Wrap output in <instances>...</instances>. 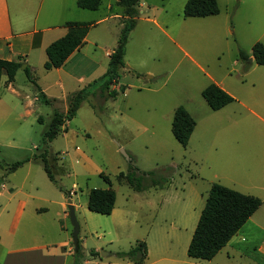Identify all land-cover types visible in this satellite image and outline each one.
I'll return each mask as SVG.
<instances>
[{
  "label": "rangeland",
  "instance_id": "1",
  "mask_svg": "<svg viewBox=\"0 0 264 264\" xmlns=\"http://www.w3.org/2000/svg\"><path fill=\"white\" fill-rule=\"evenodd\" d=\"M117 1L105 0L104 5L119 11ZM187 2L142 0L139 17L150 21H141L131 33L125 68L113 85L125 88V93L119 91L104 110L92 93L77 116L66 123L63 129L67 130L47 148L58 185L64 191L48 178L39 161L43 150L38 149H42L45 126L54 112L67 113L69 101L59 100L50 106L36 101L38 90L24 73L18 76L17 94H9L0 105V186L32 195L28 213L47 207L52 216L60 211L61 197L69 193L68 200L78 206L81 264H134L120 259L119 254L129 252L139 242L148 247L145 264H264V256L257 253L264 232L252 226L243 227L233 238V248L226 247L211 261L195 260L187 254L212 186L211 169L193 159L195 146L207 154L210 145L219 143L226 154L221 156L217 171L240 182L257 176V165L264 170V121L238 102L264 119V66L256 61L248 64L254 59V45L264 44V0H218L220 14L206 18H185ZM121 23L111 20L97 28L91 38L100 35L105 47L117 46ZM104 27L110 33L103 31ZM241 51L251 57L242 60ZM47 74L44 68L39 69L34 79L48 84L52 78ZM215 82L236 99L226 117L219 115L218 123L203 114V109L213 113L202 93ZM180 106L197 122L186 148L172 133L175 111ZM230 116L237 122L233 123ZM39 117L44 118L45 125ZM217 125L220 131L209 129ZM231 148L235 150L232 161L227 160ZM23 161L29 162L14 173L2 168ZM130 171L138 176L155 172L167 184L163 189L137 192L118 178L121 172ZM111 187L117 193L113 214L91 212V190ZM4 193L0 197L2 240L16 236L21 245L44 244L47 230L38 224L32 228L21 225L16 235L3 233L8 208L16 204ZM258 218L264 224V211ZM67 227L73 250L65 251V259L73 264L76 252L70 217ZM49 232L55 236L54 242L63 235L59 228ZM243 236L245 240H240Z\"/></svg>",
  "mask_w": 264,
  "mask_h": 264
},
{
  "label": "crops",
  "instance_id": "2",
  "mask_svg": "<svg viewBox=\"0 0 264 264\" xmlns=\"http://www.w3.org/2000/svg\"><path fill=\"white\" fill-rule=\"evenodd\" d=\"M104 4L105 1L98 10L89 11L80 9L77 5V0H0V59L21 61L23 63V69L21 67L18 71L14 83L7 85V76L2 77L0 105L6 100L9 94H17L16 86L18 76L19 74H24L27 67L30 68L33 78L37 75V70L45 69V64L48 61L47 48L52 43L67 35L68 28L66 24L70 22L93 24L86 37L85 44L73 53L61 68L50 71L46 70L48 72L47 75L52 78L50 83L44 85L41 80H35L37 85L53 103H57L59 100H63L64 102L66 100L68 102L73 94L94 84L95 81L100 79L107 72L110 56L117 46L105 47L100 35L91 38V34L97 28H102L111 20H121L122 22L125 19L121 7H119V11H116L113 6L109 5L105 7ZM140 8H143V4L140 5ZM141 14L144 15L145 11L143 10ZM144 20L150 21V19L144 18L143 16L139 17L134 30ZM122 28L123 25L121 23L117 29V33L120 32L121 34ZM103 31L110 33L108 27H104ZM253 62H255V59L251 63ZM213 84L218 85L228 94L233 95L222 84L217 82ZM112 90L118 92L123 91L124 93L126 91L125 88L123 89L119 86H113ZM96 91L97 87H95L94 92ZM35 100L40 102L38 92ZM238 102L240 106L247 109L252 115L264 121L258 114L250 110L247 104L242 101ZM232 104L220 111H212L213 113L203 109V114L212 123H218L219 115L223 114L226 117L228 115L226 112ZM191 115L194 117L193 114ZM230 117L233 123L237 122L236 118ZM209 129H215V131L221 130L218 125ZM194 134L195 131L190 141H192ZM209 150L210 152L208 151L207 154L205 152L203 153L201 147L196 145L193 150V159L196 162L207 165L211 169L212 186L218 183L240 193L258 197L264 201V170L260 165L256 167L258 177H245L243 182H240L230 175L221 174L216 169L220 164L221 156L226 154V150L221 149L219 143L210 145ZM227 152L229 154L227 160L232 161L235 150L231 148ZM237 187H240L241 190H238L239 188ZM4 192L11 195L10 201L14 200L16 204L11 210L8 208V216L5 218L4 226H2L3 233L16 235L21 225L32 228L35 224H38L42 230H47V232L44 233V240L46 242L38 246L18 244L16 236L7 238L4 242L0 235V264H68L65 259V251L68 248L69 251L73 250L67 227V221L69 219L67 206L68 199L71 196L65 197L62 193L63 196L58 202L60 211L55 216H52L51 210L47 207L34 208V210L28 213V204L31 199H34L32 195L24 193L23 191L16 192L13 188L9 189L7 185L2 184L0 186V197L5 195ZM75 207L77 211L78 206L75 205ZM263 211L264 205L250 218L245 226H252L264 232V224L258 218ZM58 228L63 235L59 237V242H54L53 239L55 236L49 231ZM240 240H245V236L241 237ZM235 244L232 239L226 247L233 248ZM257 247H259L257 253L259 252L264 256V240L257 244ZM56 248L64 251H57Z\"/></svg>",
  "mask_w": 264,
  "mask_h": 264
},
{
  "label": "trees",
  "instance_id": "3",
  "mask_svg": "<svg viewBox=\"0 0 264 264\" xmlns=\"http://www.w3.org/2000/svg\"><path fill=\"white\" fill-rule=\"evenodd\" d=\"M105 0H77L80 9L96 11ZM142 0H118L117 5L123 9L125 19L122 21L123 28L118 40L117 47L110 56L107 72L94 84L73 94L69 99L67 113L55 111L49 124L45 126L43 134V153L39 161L43 162L45 172L52 183L59 185L50 161V153L47 150L49 144L57 139L64 131L66 123L72 121L78 114L82 104L92 95V89L97 87L94 96L98 97V106L104 110L108 101L118 97L119 92L112 90L113 85L118 83L121 77V69L125 68V56L131 33L136 28L139 18V8ZM220 14L218 0H188L184 9L185 18H206ZM92 23L70 22L66 24L68 33L65 37L52 43L46 50L48 61L45 70L61 68L73 53L84 44ZM252 56L257 64L264 66V44L258 42L254 45ZM240 58L247 61L250 55L240 52ZM21 61H7L0 59V86L2 77L7 76V85L15 82L16 75L22 67ZM28 78L38 90V99L41 103L52 105L41 88L37 85L29 67L25 69ZM203 98L213 111H220L235 102V99L216 84L209 85L202 93ZM39 122L45 125L43 117ZM197 123L186 108L180 106L175 111L172 123V133L176 141L183 147L189 145ZM38 160V158H36ZM29 161L17 162L13 165H2L8 173H14ZM103 176V175H102ZM111 185L108 177L103 176ZM120 180L127 182L135 191L142 192L146 189H163L167 180L159 177L155 172L145 173L138 176L135 172L118 175ZM69 196V193H67ZM117 202V193L113 188L93 189L89 194L88 209L103 216L112 215ZM264 205V201L258 197L246 195L236 190L214 184L209 192L206 206L201 214L198 226L188 247L187 254L190 258L199 261L213 260L241 231L250 218ZM119 258L128 260L134 264H144L148 258V247L145 242H139L129 252L120 253ZM73 264H81L80 250L76 252Z\"/></svg>",
  "mask_w": 264,
  "mask_h": 264
},
{
  "label": "water",
  "instance_id": "4",
  "mask_svg": "<svg viewBox=\"0 0 264 264\" xmlns=\"http://www.w3.org/2000/svg\"><path fill=\"white\" fill-rule=\"evenodd\" d=\"M255 59V58H254ZM253 61V58L248 60V64H251V62ZM23 69V66H22ZM122 153L128 157L127 153L122 150ZM67 210L69 212V217L73 226V245H74V249L75 252H78L80 250V244H79V238H80V231H81V227H80V223L77 219V215H76V207L72 204V202L69 200V205L67 206Z\"/></svg>",
  "mask_w": 264,
  "mask_h": 264
}]
</instances>
